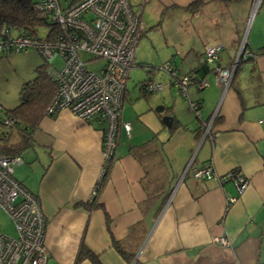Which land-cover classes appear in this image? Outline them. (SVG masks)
Returning a JSON list of instances; mask_svg holds the SVG:
<instances>
[{
	"label": "crops",
	"instance_id": "crops-1",
	"mask_svg": "<svg viewBox=\"0 0 264 264\" xmlns=\"http://www.w3.org/2000/svg\"><path fill=\"white\" fill-rule=\"evenodd\" d=\"M129 1L141 21L157 19L164 42L175 46L167 59L176 72L207 85L197 87L194 80L183 92L171 76L166 85L158 82L164 95L155 112L160 127L130 122L121 109L131 128L129 134L119 129L98 208L75 204L92 202L103 163V123L83 121L67 109L40 117L12 168L41 203L45 264H93L87 257L77 261L81 242L100 264L264 262V0L250 20L254 0H198L193 8L197 0ZM244 36L246 52L229 84L216 82L215 66L237 62ZM215 44L223 45L215 63H205L203 49ZM153 76L145 80L154 82ZM191 102L198 104L196 112ZM205 161L214 175L193 177L189 168ZM233 170L249 184L230 204L237 194L228 177ZM220 236L230 246L214 240Z\"/></svg>",
	"mask_w": 264,
	"mask_h": 264
},
{
	"label": "built area",
	"instance_id": "built-area-1",
	"mask_svg": "<svg viewBox=\"0 0 264 264\" xmlns=\"http://www.w3.org/2000/svg\"><path fill=\"white\" fill-rule=\"evenodd\" d=\"M260 1L254 0L249 20ZM37 9L42 17L56 26L52 37L47 40L30 33L12 34L6 31L0 36V50L34 48L49 65V72L56 81V90L50 102L45 105L44 115L52 116L61 109H67L83 121L96 118L103 123L100 181L108 176L111 163L115 160L116 138L120 127L126 134H129L131 128L128 121L121 120L120 113L129 70L135 64L134 48L143 35L144 23L129 0H77L65 7L61 6L60 0H39ZM245 44L246 36L240 43L238 58L246 52ZM221 47L222 44L206 46L203 49L205 62L215 63ZM81 53L92 55V58L84 59ZM56 58L62 60V67L56 68ZM238 58L230 68L215 66L216 82L221 81L225 86L229 84ZM99 59L103 61L99 72L87 67ZM162 67L170 73L174 84L183 92L185 87L196 80L192 73L176 72L168 61ZM206 85L207 81L201 79L197 87ZM160 88L161 83L148 82L145 89L153 92ZM190 106L195 112L198 110L196 102H191ZM212 118L205 125L206 131ZM8 122H13V119L9 118ZM20 162L19 154H0V208L8 215L16 232L14 238L0 233V264H45L47 247L43 239L46 218L38 197L13 176L12 167ZM189 170L196 178H210L214 175L213 165L209 161L191 166ZM228 177L236 184L237 192L229 198L231 204L249 183L234 170L230 171ZM99 181L93 188L91 199ZM214 240L220 245L230 246L227 237H215Z\"/></svg>",
	"mask_w": 264,
	"mask_h": 264
},
{
	"label": "rangeland",
	"instance_id": "rangeland-1",
	"mask_svg": "<svg viewBox=\"0 0 264 264\" xmlns=\"http://www.w3.org/2000/svg\"><path fill=\"white\" fill-rule=\"evenodd\" d=\"M72 0H60L61 6L65 7ZM135 6V5H134ZM144 25H147L145 33L141 36L135 45V61L129 70L127 77L126 98L123 101L122 115L125 119H134L142 121L148 126L154 127L157 124L161 126V122L156 116L157 107L162 105L161 91H153L145 96L140 94L139 85L148 75L153 76L154 82H161L163 85L168 82L170 73L162 66L168 61L171 50L175 51L174 45H167L164 42L162 30L157 24V19L147 23L145 18L142 19ZM149 24V25H148ZM157 24V25H155ZM49 26L42 25L37 28V36L44 38L47 35ZM84 59L92 58V55L81 53ZM43 62L42 57L34 48H26L20 50H9L8 52L0 51V105L2 108H12L21 101L22 86L25 81L31 80L36 75L37 66ZM102 60H96L87 67L96 72L100 71ZM56 68L62 67V60L56 58L54 60ZM140 81V82H139ZM164 116V115H163ZM162 118V117H161ZM137 124L142 127L143 124ZM8 215L0 208V233L9 236H16L13 223Z\"/></svg>",
	"mask_w": 264,
	"mask_h": 264
},
{
	"label": "trees",
	"instance_id": "trees-1",
	"mask_svg": "<svg viewBox=\"0 0 264 264\" xmlns=\"http://www.w3.org/2000/svg\"><path fill=\"white\" fill-rule=\"evenodd\" d=\"M75 1L77 0H72L71 3ZM38 2L39 0H0V36L4 35L6 31L12 32V34L24 32L37 36V28L46 25L49 26V30L43 39H50L52 32L56 31V26L40 15L37 9ZM200 3L198 0L194 1L191 7H197ZM0 51L8 52L9 50L1 49ZM259 51L260 53L264 52V45L260 47ZM254 54H258V51L254 52ZM241 62L240 58H238L239 65ZM48 68L49 65L43 60L34 69L36 70L35 77L25 81L22 86L19 104L7 109L2 108L0 105V154H19L28 145L27 142L30 139L33 128L37 125L40 117L44 115L45 105L50 102L56 90L55 78L50 74ZM195 79L199 81L202 78L195 76ZM148 82L150 81L147 79L142 81L140 85L139 90L142 91L141 94L144 96L152 93V91L145 89ZM9 118L13 119V122L9 123ZM105 178L107 176H104L99 181L94 197L90 200L92 202H78L75 206H82L87 209L98 208L96 200L100 191L99 188L103 186ZM113 245L123 253L114 241ZM77 251V261L87 257L91 259L93 264H100L97 256L87 250L83 242H81Z\"/></svg>",
	"mask_w": 264,
	"mask_h": 264
},
{
	"label": "water",
	"instance_id": "water-1",
	"mask_svg": "<svg viewBox=\"0 0 264 264\" xmlns=\"http://www.w3.org/2000/svg\"><path fill=\"white\" fill-rule=\"evenodd\" d=\"M157 109L158 110H161L162 109V107L161 106H159V107H157ZM162 122H163V125H168L169 126V123L171 122V119H170V117L169 116H163V118H162Z\"/></svg>",
	"mask_w": 264,
	"mask_h": 264
}]
</instances>
